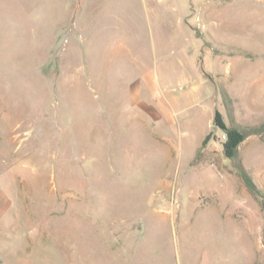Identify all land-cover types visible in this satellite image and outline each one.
Instances as JSON below:
<instances>
[{"label":"rangeland","instance_id":"obj_1","mask_svg":"<svg viewBox=\"0 0 264 264\" xmlns=\"http://www.w3.org/2000/svg\"><path fill=\"white\" fill-rule=\"evenodd\" d=\"M222 93L264 121V0H0V264H264Z\"/></svg>","mask_w":264,"mask_h":264},{"label":"trees","instance_id":"obj_2","mask_svg":"<svg viewBox=\"0 0 264 264\" xmlns=\"http://www.w3.org/2000/svg\"><path fill=\"white\" fill-rule=\"evenodd\" d=\"M222 99L226 107L229 125L225 124L222 115L218 111L214 113L213 124L225 135V141L222 146L223 156L230 162L248 192L254 196H261L248 172L242 165L239 147L243 141L251 136H264V121L257 125H242L235 122L231 106L229 105V98L222 93ZM204 144L205 142L202 143V145Z\"/></svg>","mask_w":264,"mask_h":264}]
</instances>
